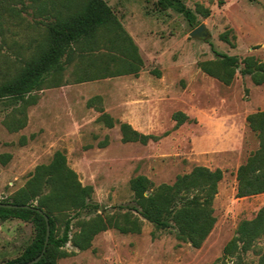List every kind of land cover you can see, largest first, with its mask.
Segmentation results:
<instances>
[{
  "label": "rangeland",
  "instance_id": "374dc122",
  "mask_svg": "<svg viewBox=\"0 0 264 264\" xmlns=\"http://www.w3.org/2000/svg\"><path fill=\"white\" fill-rule=\"evenodd\" d=\"M106 1L138 47L143 60L139 74L75 82L68 69L66 83L37 91V102L25 110V125L15 131L5 121L19 104L0 102V156L10 155L5 164L0 160V200L21 187L36 165L48 163L56 150L65 153L82 184L92 185L98 212L129 202V180L137 174L157 185L173 182L195 165L221 168L212 203L216 222L199 248L178 240L175 229L141 218L139 233L107 229L86 250L68 242V255L57 264H223V247L239 221L251 219L264 205V192L236 196V169L258 147L246 116L264 110V83L256 85L237 71L225 85L203 72L198 62L215 59L212 46L239 59L252 55L264 60V0H182L192 10L197 4L210 8L207 17L197 14L195 25L157 0ZM25 3L23 9L17 4L22 18L7 19L0 30V79L21 64L22 47L43 26L40 14ZM201 23L206 36H190ZM99 108L117 121L113 127L97 120ZM178 111L187 115L180 124L173 118ZM118 122L157 139L123 142ZM32 234L29 221L1 222L0 264L16 257ZM255 246L264 250V237ZM258 256L250 249L243 260L256 264ZM233 261L226 259L227 264Z\"/></svg>",
  "mask_w": 264,
  "mask_h": 264
},
{
  "label": "trees",
  "instance_id": "16d2710c",
  "mask_svg": "<svg viewBox=\"0 0 264 264\" xmlns=\"http://www.w3.org/2000/svg\"><path fill=\"white\" fill-rule=\"evenodd\" d=\"M28 1L33 12L40 14L38 23L43 26L38 36L22 47L21 64L0 79V102L19 104L5 121L8 129L15 131L23 127L25 110L37 102V91L66 83L68 69H71L69 77L75 82L139 74L143 60L138 47L106 0ZM17 4L23 5L22 9L26 5L25 0H0L1 31L7 19L22 18V9ZM157 4L182 14L189 25H195L197 14L201 17L210 14V8L197 4L192 10L182 0H157ZM221 37L229 40L226 34ZM211 48L215 59L198 62L206 74L225 85L233 81L237 71L249 75L256 85L264 83V60L252 55L239 59ZM97 98L89 99L87 104L91 106ZM99 112L97 120L106 126L117 123L102 108ZM173 118L180 124L187 115L178 111ZM246 122L256 134L258 147L236 169L237 197L264 192V110L248 114ZM118 123L123 142L145 144L157 139L127 122ZM9 158V154L0 156L3 164ZM222 177L221 168L204 165L193 166L171 183L157 185L146 175L137 174L129 180L132 193L129 202L116 204L108 212H98L100 206L92 200V185L82 184L67 164L65 153L56 150L48 163L36 165L21 187L0 200L29 206H0V223L20 219L31 222L33 227L32 237L22 251L1 264H25L41 253L46 238L43 214L48 217V240L41 258L31 264H57L59 258L68 255L64 248L68 242L79 250H86L92 247L93 238L107 229L122 234L139 233L141 218L158 228L175 229L178 240L199 248L216 222L212 203ZM260 237H264V205L251 219L239 221L235 234L223 247V264H227V258H235L233 264H247L243 256L250 249L259 255L256 264H264V250L255 246Z\"/></svg>",
  "mask_w": 264,
  "mask_h": 264
},
{
  "label": "water",
  "instance_id": "95a60500",
  "mask_svg": "<svg viewBox=\"0 0 264 264\" xmlns=\"http://www.w3.org/2000/svg\"><path fill=\"white\" fill-rule=\"evenodd\" d=\"M203 30H204V26L201 23L200 25L195 27L193 30H191L190 36H193V37H205L206 33ZM0 206L13 207V208L29 207L28 205H17V204H13V203H3V202H0ZM43 215H44V218H45V221H46V238H45L43 250L41 251V253L38 256H36L35 258L31 259L30 261H27L25 264L35 263L36 261H38L41 258L42 254L44 252V249H45V246H46V243H47V240H48V235H49V226H48V217H47V215H45V214H43Z\"/></svg>",
  "mask_w": 264,
  "mask_h": 264
}]
</instances>
